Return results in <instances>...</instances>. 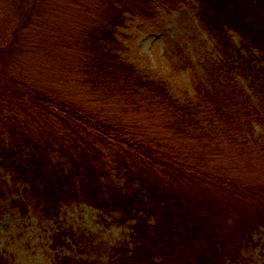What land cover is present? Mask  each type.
<instances>
[{
  "label": "trees",
  "instance_id": "16d2710c",
  "mask_svg": "<svg viewBox=\"0 0 264 264\" xmlns=\"http://www.w3.org/2000/svg\"><path fill=\"white\" fill-rule=\"evenodd\" d=\"M188 1L0 0V219L8 199L46 218L85 204L130 229L113 264L239 260L264 229V71L251 59L264 63V0H195L224 58L182 60V98L123 59L115 36L128 15ZM58 234L53 249L74 251ZM73 244L60 264H95Z\"/></svg>",
  "mask_w": 264,
  "mask_h": 264
},
{
  "label": "rangeland",
  "instance_id": "374dc122",
  "mask_svg": "<svg viewBox=\"0 0 264 264\" xmlns=\"http://www.w3.org/2000/svg\"><path fill=\"white\" fill-rule=\"evenodd\" d=\"M198 10V3L189 0L177 11L171 12L165 6L156 5V14L152 19L128 15L124 26L115 29V36L124 47L120 51L121 57L143 73L164 78L177 97L182 98L185 90L191 93V70L189 67L182 69L181 61L187 60L195 70H200L201 64L209 61L221 63L224 58L217 50L213 37L202 28L197 17ZM233 45L239 48L235 34ZM252 56L253 62H257L255 65L264 71V63L257 60V54ZM232 60L236 79L247 87L249 81L241 71V58L238 59L237 54L232 52ZM113 179L118 181V178ZM3 180L9 183L8 177ZM9 204L10 199L1 202L3 215L0 219V259L7 264H60L62 258L77 251L73 244L75 240L87 252L86 257L91 262L113 264V248L131 246L127 225H117L101 211L85 204L64 206L54 218H46L32 208L21 215ZM57 233L61 237L63 234L69 237L66 241L74 245L71 247L74 251L67 246L53 249L51 237ZM234 264H264L263 228L253 234L252 243Z\"/></svg>",
  "mask_w": 264,
  "mask_h": 264
}]
</instances>
